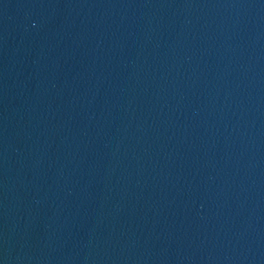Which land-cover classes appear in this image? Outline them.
Returning <instances> with one entry per match:
<instances>
[{
	"label": "water",
	"instance_id": "water-1",
	"mask_svg": "<svg viewBox=\"0 0 264 264\" xmlns=\"http://www.w3.org/2000/svg\"><path fill=\"white\" fill-rule=\"evenodd\" d=\"M0 264H264V0H0Z\"/></svg>",
	"mask_w": 264,
	"mask_h": 264
}]
</instances>
